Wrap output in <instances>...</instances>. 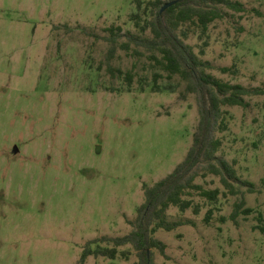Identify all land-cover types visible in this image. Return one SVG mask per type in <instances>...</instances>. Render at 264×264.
I'll return each instance as SVG.
<instances>
[{
	"label": "rangeland",
	"instance_id": "rangeland-1",
	"mask_svg": "<svg viewBox=\"0 0 264 264\" xmlns=\"http://www.w3.org/2000/svg\"><path fill=\"white\" fill-rule=\"evenodd\" d=\"M153 1L0 0V264H80L88 243L111 248L101 239L130 233L144 189L184 160L199 119L194 95L145 48L109 42L110 28L119 45L141 36L133 16L150 20ZM230 1L243 11L219 5L223 19L207 37L185 43L216 78L264 87V0ZM232 66L236 75L218 70ZM248 101L223 108L228 129L215 135L217 156L254 188L233 183V195L199 176L219 197L187 198L197 215L170 208L168 221L184 224L155 233L166 256L153 250L152 264H264V96ZM117 250L84 264H139L130 245Z\"/></svg>",
	"mask_w": 264,
	"mask_h": 264
},
{
	"label": "trees",
	"instance_id": "trees-1",
	"mask_svg": "<svg viewBox=\"0 0 264 264\" xmlns=\"http://www.w3.org/2000/svg\"><path fill=\"white\" fill-rule=\"evenodd\" d=\"M174 2L162 13L161 8ZM162 2L155 0L149 2L152 17L142 21L138 14L133 17L136 28L141 36L129 34L128 41L118 44L117 34L119 28H110L109 42L115 50L121 47L129 50L132 43L143 47L151 54L150 58L158 69L167 74V77L177 76L184 84L187 93L194 95L198 107V124L192 137V144L184 158L175 169L153 186L144 189V202L138 207L134 220L133 230L125 236L117 238L104 237L101 240L112 244L111 248L90 249L89 245L97 243L94 240L83 249L79 263L84 264L90 256H101L110 260L119 255L118 248L130 245L136 252L139 264H152L153 250L166 256V245L154 237L159 230L171 232L184 223L182 221L170 222L167 212L170 208H178L181 212L189 209L194 214L199 209L193 206V196L207 201H216L220 195L219 190H206L195 183L199 176L208 175L218 177L224 189L230 194L237 195L233 183H238L252 191L254 185L241 180L233 167L217 156L222 142L215 133L228 129L225 107H240L247 109L249 99L264 96V87H245L241 84H232L216 78L211 71L212 65L202 60L194 52L192 46L185 41L193 33H198L199 39L207 37L210 25L223 19V13L218 7L223 6L235 12L243 11V6L230 0H170ZM143 22V24H141ZM149 33L150 37L145 35ZM207 47V42H204ZM204 55V50L200 52ZM226 75H236L234 66L218 69ZM130 80V75H127ZM245 203L240 201L236 208L242 210ZM249 212V210H246ZM209 217L205 216L208 223ZM123 256V253L121 254Z\"/></svg>",
	"mask_w": 264,
	"mask_h": 264
},
{
	"label": "water",
	"instance_id": "water-1",
	"mask_svg": "<svg viewBox=\"0 0 264 264\" xmlns=\"http://www.w3.org/2000/svg\"><path fill=\"white\" fill-rule=\"evenodd\" d=\"M173 4H174V2H169V3L165 4V5L161 8L160 12L162 13L164 10H166L168 7H170V6L173 5Z\"/></svg>",
	"mask_w": 264,
	"mask_h": 264
}]
</instances>
